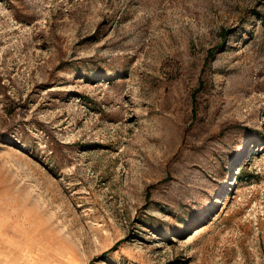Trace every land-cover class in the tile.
Masks as SVG:
<instances>
[{"label": "rangeland", "instance_id": "rangeland-1", "mask_svg": "<svg viewBox=\"0 0 264 264\" xmlns=\"http://www.w3.org/2000/svg\"><path fill=\"white\" fill-rule=\"evenodd\" d=\"M2 231L12 264H264V0H0Z\"/></svg>", "mask_w": 264, "mask_h": 264}, {"label": "crops", "instance_id": "crops-1", "mask_svg": "<svg viewBox=\"0 0 264 264\" xmlns=\"http://www.w3.org/2000/svg\"><path fill=\"white\" fill-rule=\"evenodd\" d=\"M8 239L5 232H0V264H12L10 260L13 257V247L9 245Z\"/></svg>", "mask_w": 264, "mask_h": 264}, {"label": "bare ground", "instance_id": "bare-ground-1", "mask_svg": "<svg viewBox=\"0 0 264 264\" xmlns=\"http://www.w3.org/2000/svg\"><path fill=\"white\" fill-rule=\"evenodd\" d=\"M11 261V260H10ZM14 263V262H13Z\"/></svg>", "mask_w": 264, "mask_h": 264}]
</instances>
